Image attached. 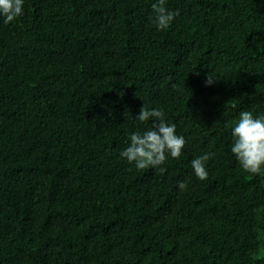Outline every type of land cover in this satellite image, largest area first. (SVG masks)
<instances>
[{
    "label": "trees",
    "instance_id": "obj_1",
    "mask_svg": "<svg viewBox=\"0 0 264 264\" xmlns=\"http://www.w3.org/2000/svg\"><path fill=\"white\" fill-rule=\"evenodd\" d=\"M152 2L25 0L0 21V264H264V171L227 147L264 112V0H165L163 30ZM146 103L186 140L165 173L119 158Z\"/></svg>",
    "mask_w": 264,
    "mask_h": 264
},
{
    "label": "clouds",
    "instance_id": "obj_2",
    "mask_svg": "<svg viewBox=\"0 0 264 264\" xmlns=\"http://www.w3.org/2000/svg\"><path fill=\"white\" fill-rule=\"evenodd\" d=\"M24 6L25 0H0V21L4 24L15 21L24 14ZM151 9L149 21L157 30L170 27L180 15L178 8L166 7L165 0H153ZM213 77L206 78V86L213 83ZM136 119L140 123L150 120L151 125L131 132L126 146L119 151V158L136 169L153 168L158 173H165V162L182 155L186 145L184 135L178 134L176 124L166 118L161 107H149L146 103ZM229 133L227 147L239 168L250 174L264 171V112L240 111L230 123ZM215 155V152L201 151L191 159L190 165L197 178L203 180L208 176L207 165ZM176 186L183 190L186 180H177Z\"/></svg>",
    "mask_w": 264,
    "mask_h": 264
},
{
    "label": "rangeland",
    "instance_id": "obj_3",
    "mask_svg": "<svg viewBox=\"0 0 264 264\" xmlns=\"http://www.w3.org/2000/svg\"><path fill=\"white\" fill-rule=\"evenodd\" d=\"M240 14H242V13H239V18H237V21H239L240 20ZM239 19V20H238Z\"/></svg>",
    "mask_w": 264,
    "mask_h": 264
}]
</instances>
